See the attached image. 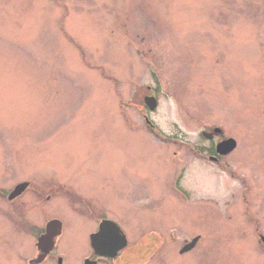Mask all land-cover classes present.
Masks as SVG:
<instances>
[{
	"label": "rangeland",
	"instance_id": "374dc122",
	"mask_svg": "<svg viewBox=\"0 0 264 264\" xmlns=\"http://www.w3.org/2000/svg\"><path fill=\"white\" fill-rule=\"evenodd\" d=\"M43 180L64 264L104 216L129 244L101 264H264V0H0V187L29 182L24 208ZM20 233L0 215V264Z\"/></svg>",
	"mask_w": 264,
	"mask_h": 264
},
{
	"label": "flooded vegetation",
	"instance_id": "af4514ba",
	"mask_svg": "<svg viewBox=\"0 0 264 264\" xmlns=\"http://www.w3.org/2000/svg\"><path fill=\"white\" fill-rule=\"evenodd\" d=\"M217 139L215 143H211V145H208L203 148H198L197 151L199 154L203 153L206 154V157L209 161H211L214 164H217L221 166V162H224V156H220L219 154H216V144L220 137H214L213 140ZM192 150V148H190ZM213 157H216V159H213ZM1 183V182H0ZM24 183V182H19ZM29 183V182H27ZM15 184L13 188L9 190H4L0 187V199L6 198L8 202L5 201V208L2 211L0 208V215L7 218V216L11 217V225L13 228V235H15L16 229H19L21 231V235L26 236L27 234L29 235L30 239H32L29 243V247L25 253L21 257H18V260L20 261L19 264H59L58 260L61 258L59 252H58V238L63 235L64 233V223H63V228H62V233L58 238L55 240V245L54 248L49 252L48 251V244L46 241H41L40 245H38V239L41 237L43 234L46 233V227L48 224L49 219L46 217L44 214V202H43V195L46 190H48V185L47 181L43 180L37 186H33V196L35 197L34 199L36 200V204H31L28 203V207L23 208L26 206V201H24L22 196L25 192H27L31 184H26L25 188L22 191H19L18 193H15L17 190V185ZM33 202V201H32ZM29 209H34L35 210V215L36 217L33 216V214H24V209L27 210ZM33 210V211H34ZM32 213V212H30ZM34 213V212H33ZM18 218H20V222L18 221ZM7 240V242H6ZM4 248L7 247H12L13 245H16V241L13 239L10 241L8 238L5 239V243H3ZM123 253L119 254L115 260H120L124 259L125 257L122 256ZM90 258L92 260H95L97 264H101L104 261H107L108 259L104 257H99L92 252ZM64 264V257L62 259ZM24 262V263H22ZM15 264V263H14ZM120 264V262L118 263Z\"/></svg>",
	"mask_w": 264,
	"mask_h": 264
},
{
	"label": "water",
	"instance_id": "95a60500",
	"mask_svg": "<svg viewBox=\"0 0 264 264\" xmlns=\"http://www.w3.org/2000/svg\"><path fill=\"white\" fill-rule=\"evenodd\" d=\"M146 103L151 109H154L156 106L155 98H146ZM220 128H216L215 132H221ZM204 135L208 138L213 137V133H204ZM237 146V142L234 138H228L218 143L217 151L224 155L232 152ZM26 184H21L17 187L15 193L22 191L25 188ZM62 223L58 219L51 220L48 223V231L45 236L41 238V240L46 241L48 244V248L52 246L54 237L60 233V228ZM91 245L94 248L95 252L98 255L105 257H115L121 249L125 248L128 245V239L122 228L115 222L109 219H104L99 227L98 232L93 233L90 237ZM199 236L194 238L191 242L187 243L182 249L181 253H186L193 249L198 240ZM86 264H95L90 260L86 261Z\"/></svg>",
	"mask_w": 264,
	"mask_h": 264
}]
</instances>
